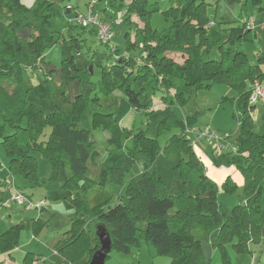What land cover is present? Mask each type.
I'll return each instance as SVG.
<instances>
[{
	"label": "trees",
	"instance_id": "trees-1",
	"mask_svg": "<svg viewBox=\"0 0 264 264\" xmlns=\"http://www.w3.org/2000/svg\"><path fill=\"white\" fill-rule=\"evenodd\" d=\"M99 1L106 5L100 13L106 20L124 12V22L133 15L142 23L137 29L140 43L131 42L129 34L125 36L127 48H138L141 53L137 61L120 57L112 61L111 67L102 69L99 85L91 87L87 66L80 68L74 62L83 39L71 36L63 40L65 82H79L75 102L68 103L65 82L41 80L35 75L37 83L31 84L32 74L44 62L45 51L52 47V40L41 35L50 26V5L63 0H38L32 8L20 0H0V141L9 159V172L33 180L35 154L54 169L67 155L72 172L65 182L71 196L64 200L73 210V220L51 245L53 264H89L100 248L95 235L98 226L109 233L111 251L120 254H129L138 237L158 256L171 257L170 264H206L204 244L221 250L225 264H229L227 247L248 252V245L264 241V211L258 206L264 185V135L255 132L249 114L254 106L248 105L250 85L262 83L264 72L260 66L250 65L238 47L239 41L255 30H245L242 24L211 32L203 4L192 1L181 11L172 10V25L157 32L150 27L149 19L158 9L147 6L146 0ZM25 29L30 32L27 41L17 37ZM80 29V36L92 33L95 37L93 30ZM213 50L218 52L217 60L208 58ZM170 55L180 56L182 62ZM257 59L264 64V49ZM214 84L225 85L235 93L236 98L230 100L240 123L232 159L244 177L245 204L231 211L222 210L217 202V187L201 174V164L189 140L179 132L165 147L158 146L161 133L174 128L181 131L183 122L195 127L194 118L179 120L170 107L151 111L152 98L157 94L166 102L184 104L188 94L210 90ZM93 91L96 95L91 100L96 109L89 111V94ZM114 92L121 97L112 98ZM31 93L50 104L49 114L29 103ZM131 111L145 112V129L130 136L131 149L116 163L108 161L99 167L92 132L103 128L109 135L107 145L122 148L123 141L130 138L120 124ZM47 128L50 132L46 134ZM135 163L141 164L140 173L124 182L125 173ZM112 184L123 187L125 197L111 206L112 193L107 188ZM221 189L231 193L234 185L226 180ZM203 220L205 228L195 223ZM17 236V228L0 235L2 253L14 248ZM262 254L264 264V250Z\"/></svg>",
	"mask_w": 264,
	"mask_h": 264
},
{
	"label": "rangeland",
	"instance_id": "rangeland-1",
	"mask_svg": "<svg viewBox=\"0 0 264 264\" xmlns=\"http://www.w3.org/2000/svg\"><path fill=\"white\" fill-rule=\"evenodd\" d=\"M37 1L20 0L21 4L27 8L34 7ZM89 1L63 0V2L50 5V26L48 29L41 31V35L52 40V47L45 51L44 62L32 74L34 76L31 77L33 86L37 83L35 75H39L41 80L51 78L56 82H65L61 65L62 42L68 40L71 36L81 41L82 36L79 34L82 31L74 21V17L77 13L86 11V5ZM192 1L196 5L203 4L207 20L214 23L213 26H208L211 32L241 27L243 22L253 19V29L255 31L252 32L251 36L241 39L238 47L245 53L250 65H258L264 72V64H261L257 59L261 50L264 49V0H146L147 6L154 5L158 9L156 13L150 16V27L157 32L168 30L173 23V17L170 15L171 11H181ZM95 3L99 13H101L102 8H106L104 2L95 0ZM124 20L125 16L123 14V24L115 26L113 29V38L110 41V47L113 51H108V48L101 45L90 33L88 34L89 37L85 36L82 40L81 51L78 54L77 52L74 53L75 64H78L80 68L87 66L91 87L99 85L102 69L111 67L109 65L116 60L115 58L120 57L121 59L137 61L140 56L141 51L138 48H127L125 36L129 34L131 42L140 43L141 38L137 36V29L142 26V23L133 15L130 16L127 22H124ZM29 36L30 32L27 29L17 33L18 38L26 41ZM170 57L179 63L182 62L180 56L170 55ZM208 58L217 60L219 58L218 52L213 50ZM29 76L31 75L29 74ZM175 82L179 85V81ZM65 84L67 102L74 103L79 94V82L68 80ZM95 92L89 94L90 100L96 95ZM97 95L99 97L100 94L97 93ZM168 96L170 98V95H166V98ZM111 97L120 98L121 94L114 92ZM231 98H236L234 92L225 85L214 84L210 90L191 92L185 97L186 102L184 104L170 102V100V103L166 102L157 94L152 98L151 107L152 112L170 107L179 120L186 119L187 116L194 118L195 127H190L183 122L185 126L181 131L180 128H174L161 133L157 138L158 146L162 149L167 141L179 132L181 137L187 140L191 138L190 145L195 157L201 164V174L216 185V200L222 210L225 211H231L245 204V202L242 203L244 177L232 159L234 156L232 149L235 146L240 123L237 119L238 114L234 103L230 100ZM28 101L42 109L46 114L51 112L50 104L47 101H40L33 93L29 95ZM254 107V130L264 135V106L261 103H256ZM95 109L96 104L91 100L89 111ZM98 120H100L99 117ZM105 123L108 124V121H105ZM146 123L144 111H131L122 120L120 126L126 132L125 136L130 138L125 142L123 141L122 148L107 145L109 135L103 128L93 131L92 140L94 141L95 150L99 153L97 165L103 167L108 161L116 163L123 154L131 149L130 136L136 133L138 129L144 130ZM106 127L108 128V126ZM192 131H205L209 134L216 132L224 138L223 145L226 148L220 152L216 151L218 142L214 138L202 137V139L196 141L192 138ZM49 132V128H47L46 134ZM4 157H6V154L0 141V182L11 185L10 192L7 191L6 185L4 187L6 190L3 188V191L7 194L5 198H8L12 193H20L28 197L33 204L44 200L46 206L41 213H39V210L25 209L15 205L0 209V234L6 229L7 231L12 228L18 229L14 248L7 253H2L0 250V264H6L7 260L10 261L7 264H53L52 256L54 254L51 245L69 229L74 215L73 210L65 204L64 200L71 196L70 191L65 188V182L72 176L69 158L64 155L59 159L58 167L54 169L49 161L43 159L39 154H35V177L33 180H29L20 175H11L8 164L7 172H5V167L2 164ZM141 169L140 163L133 164L129 171L125 173L124 182L138 175ZM195 175H198V173ZM226 180L234 185V191L231 193H225L221 189ZM107 189L112 193L111 206L124 199L125 191L119 184L109 185ZM260 192L258 206L264 211V185H262ZM195 223L204 228L207 227L204 220ZM226 250L229 264H263L264 241L248 245V252H238L232 246L227 247ZM211 251L212 253L207 257L208 262L206 264H225L221 250L211 249ZM37 258L41 259L42 263L36 261ZM171 261L172 258L169 256H158L151 245L137 237V245L131 249L129 254H120L112 250L105 264H170Z\"/></svg>",
	"mask_w": 264,
	"mask_h": 264
},
{
	"label": "built area",
	"instance_id": "built-area-1",
	"mask_svg": "<svg viewBox=\"0 0 264 264\" xmlns=\"http://www.w3.org/2000/svg\"><path fill=\"white\" fill-rule=\"evenodd\" d=\"M95 5V0H90L86 6V11L84 13H77L74 17V21H76V23L82 29L93 30L97 41L101 45L106 46L109 51H113L112 47H110V41L113 38V29L115 26H120L123 24L124 12L116 13L115 15H113L112 19L105 21V17L103 18V15H101L97 11ZM253 21V19H249L243 23L245 26V30L250 31L253 29ZM209 26H213V23H209ZM115 59L117 60V58ZM256 103H264V85L258 81H255L250 85V96L248 100V105L255 106ZM202 137H208L209 139L214 138L218 142L216 151L220 152L226 148L223 145L224 138L220 137L216 132L209 134L205 131H192V138H194L196 141L202 139ZM190 140L191 138H189V141ZM235 149L236 148H234V153ZM6 189L10 192L11 185L6 184ZM7 203L15 205L17 207H24L25 209H34L39 211H41L46 206V201L41 200L38 203L33 204L28 197L20 193L10 194ZM38 261L39 263H42L41 259H39Z\"/></svg>",
	"mask_w": 264,
	"mask_h": 264
},
{
	"label": "water",
	"instance_id": "water-1",
	"mask_svg": "<svg viewBox=\"0 0 264 264\" xmlns=\"http://www.w3.org/2000/svg\"><path fill=\"white\" fill-rule=\"evenodd\" d=\"M261 234L264 239V225L262 227ZM95 235L98 239L100 248L92 255L89 264H105L106 258L111 252L110 235L102 226H98L96 228Z\"/></svg>",
	"mask_w": 264,
	"mask_h": 264
},
{
	"label": "crops",
	"instance_id": "crops-1",
	"mask_svg": "<svg viewBox=\"0 0 264 264\" xmlns=\"http://www.w3.org/2000/svg\"><path fill=\"white\" fill-rule=\"evenodd\" d=\"M103 5V4H102ZM101 6V5H100ZM102 9H104V8H102ZM111 11H109L108 10V12H107V14H109V15H111ZM105 17V16H104ZM244 23V22H243ZM85 36H88L89 37V35L88 34H85L84 36H82V39H84L85 38ZM95 40H97L96 39V37H95ZM264 84V83H263ZM263 106H264V103H261ZM255 107L253 108V110L250 112V117H251V119L253 120V117H254V113H255ZM234 148H235V146H233V149H232V151H233V155L235 154L234 153ZM1 161H2V158H1ZM2 164H3V166L5 167V172H7V164H9V159L7 158V156L6 157H4L3 158V162H2ZM7 183H1L0 182V209L3 207V208H7V206H11L12 204H8L7 203V200H8V198H5L6 197V195L7 194H5V192L3 191V188L5 187V185H6ZM5 189V188H4ZM6 190V189H5ZM45 209V207L42 209V210H44ZM41 210V211H42ZM41 211H39V213H41ZM72 220H73V217H72ZM72 220H71V222H72ZM5 231H7V229L5 230ZM5 231H3L1 234H3ZM0 234V235H1ZM202 252H203V255H204V257H205V260H206V262H208V259H207V257L210 255V253H212V251H211V247L208 245V244H204V245H202ZM53 254H54V252H53ZM52 260H54V258H52ZM10 261H6V264L7 263H9Z\"/></svg>",
	"mask_w": 264,
	"mask_h": 264
}]
</instances>
